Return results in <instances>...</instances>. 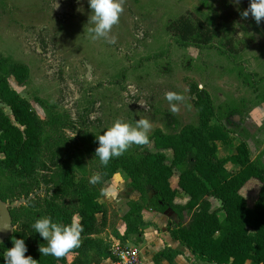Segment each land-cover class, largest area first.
Wrapping results in <instances>:
<instances>
[{"label":"rangeland","instance_id":"374dc122","mask_svg":"<svg viewBox=\"0 0 264 264\" xmlns=\"http://www.w3.org/2000/svg\"><path fill=\"white\" fill-rule=\"evenodd\" d=\"M225 1L230 2L124 0L120 20L110 33L116 37L115 43L109 44L89 32L92 23L87 0H0V55L29 67L23 84L9 74L10 84L42 119L51 121L41 159L48 162L51 154L62 155L77 131L98 135L114 120L133 123L147 118L152 124L149 135L156 128L174 130L167 125V112L179 119L180 127L197 124L198 110L184 82L185 76H192L210 93L218 118L231 131L233 144L244 139L252 157L264 161V28L251 15L244 18L239 14L227 22L228 36L236 42L231 54L222 52L224 39L218 38L206 47H180L167 29L169 20L188 12L218 18ZM233 6L240 13L247 8L246 0ZM170 91L183 97L173 102L176 111L164 98ZM0 108L13 119L1 101ZM145 149L154 148L149 143L141 150ZM138 150L134 144L126 152ZM233 150V145L218 143L220 157ZM73 165L75 177L87 184L91 175L98 174L92 157L80 151ZM227 166L235 165L229 161ZM58 173L57 167L40 169L36 180L19 181L0 167V182L10 195L6 203L18 208L31 198L36 205L32 213L42 210L44 196L61 188ZM42 174L47 175L48 183ZM172 184L176 185V178ZM258 189L254 180L241 190L250 206ZM132 194L123 171L101 189L99 200L105 202L113 224L118 221L117 206L123 201L126 207ZM211 201L213 207L220 204L214 198ZM219 216L224 217L223 210ZM75 217L79 221V216Z\"/></svg>","mask_w":264,"mask_h":264},{"label":"trees","instance_id":"16d2710c","mask_svg":"<svg viewBox=\"0 0 264 264\" xmlns=\"http://www.w3.org/2000/svg\"><path fill=\"white\" fill-rule=\"evenodd\" d=\"M248 3L246 0V6ZM238 15L233 4L225 1L218 18L209 13L188 12L169 20L167 29L180 47H206L218 38L224 39L222 52L231 54L236 42L228 36L226 23ZM260 25L264 28V20ZM9 74L23 84L29 77V67L0 55V101L13 115L12 119L0 108V167L19 181H34L40 169L57 167L62 191L46 194L40 211L32 213L36 205L31 198L26 205L9 207L15 230L0 242V264L4 249L11 247L12 239L20 237L27 245L25 255L31 254L37 264H100L102 259L112 257L104 239L98 236L108 211L99 198L104 183L119 171L127 174L130 186L141 194L139 200L130 202V210L124 216L126 234L140 231L146 206L161 212L171 209L178 220L172 235L190 248L198 260L264 264V161L252 157L244 139L233 144L231 131L218 118L210 93L194 77L185 76L184 82L198 110L197 124L180 127L179 119L167 112V125L173 131L156 128L147 143L137 145V153L125 152L101 166L94 155L95 134L88 130L77 131L62 155L51 154L50 160L44 162L41 159L44 135L51 121L42 119L31 102L11 86ZM219 142L233 145L234 150L225 157L218 156ZM149 143L153 150H141ZM78 151L92 157L94 169L101 176L96 187L75 177L73 161ZM229 161L235 166L229 168ZM42 178L49 182L46 174ZM254 180L258 181L259 189L250 206L241 190ZM149 190L154 192L151 197ZM9 196L0 182V197L7 202ZM178 198L181 200L177 201ZM211 198L220 204L213 207ZM221 210L223 218L219 216ZM75 215L83 226L79 247L60 258L40 256L38 246L45 242L31 228L34 220L49 216L56 222L67 223Z\"/></svg>","mask_w":264,"mask_h":264},{"label":"clouds","instance_id":"9594fccd","mask_svg":"<svg viewBox=\"0 0 264 264\" xmlns=\"http://www.w3.org/2000/svg\"><path fill=\"white\" fill-rule=\"evenodd\" d=\"M87 2L91 14L89 20L92 23L89 32L93 34V38L103 37L107 43H115L116 37L110 33L113 26L120 20L124 0H87ZM230 2L239 4V0H230ZM55 6L58 7V4ZM77 10L82 11L80 8ZM239 14L244 18L251 15L259 24L261 20H264V0H249L247 8ZM164 98L169 102L172 111H176V105L173 102L183 99L179 93L171 91L166 92ZM151 127L149 119L139 118L133 123L114 120L109 126L100 130V133L95 135L97 147L94 151L100 165L106 166L111 159L120 157L134 144L147 143ZM100 179L99 174H94L88 178V183L95 185ZM31 228L45 242L38 246L40 256L54 258H60L69 250L79 247L80 234L83 231V226L75 216L67 223H59L49 216H41L34 220ZM0 231L4 230L0 229ZM26 252L27 245L23 237L12 239L11 247L5 248L2 253L3 264H37V260L31 254L25 255Z\"/></svg>","mask_w":264,"mask_h":264},{"label":"crops","instance_id":"0c3cea01","mask_svg":"<svg viewBox=\"0 0 264 264\" xmlns=\"http://www.w3.org/2000/svg\"><path fill=\"white\" fill-rule=\"evenodd\" d=\"M117 174L108 179L103 187ZM130 188L133 194L128 205L123 206V201H121L116 208L118 212L116 223H112L107 211L105 225L98 236L104 239L112 257L102 259L100 264H115V257L110 251L111 245L115 242L138 247L145 264H215L198 260L190 248L172 235V229L176 227L178 220L171 209L161 212L152 206H146L142 210L140 231L126 234L127 223L124 216L130 210V202L139 200L141 196L139 191L131 186ZM153 193L151 190L149 197L153 196ZM100 202L105 203L101 200ZM97 217L101 219L102 215L98 214ZM102 233H108V235L102 236Z\"/></svg>","mask_w":264,"mask_h":264},{"label":"built area","instance_id":"2783aa9c","mask_svg":"<svg viewBox=\"0 0 264 264\" xmlns=\"http://www.w3.org/2000/svg\"><path fill=\"white\" fill-rule=\"evenodd\" d=\"M110 251L115 257V264H144L138 247L115 242L111 245Z\"/></svg>","mask_w":264,"mask_h":264},{"label":"water","instance_id":"95a60500","mask_svg":"<svg viewBox=\"0 0 264 264\" xmlns=\"http://www.w3.org/2000/svg\"><path fill=\"white\" fill-rule=\"evenodd\" d=\"M0 242L9 238L15 230L12 223V216L10 213L9 205L0 197Z\"/></svg>","mask_w":264,"mask_h":264}]
</instances>
